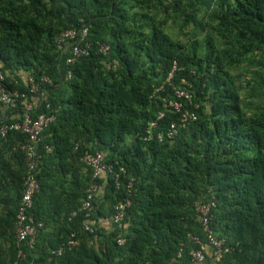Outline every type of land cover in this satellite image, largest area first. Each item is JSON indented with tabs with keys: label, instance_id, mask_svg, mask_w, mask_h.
I'll return each mask as SVG.
<instances>
[{
	"label": "trees",
	"instance_id": "trees-1",
	"mask_svg": "<svg viewBox=\"0 0 264 264\" xmlns=\"http://www.w3.org/2000/svg\"><path fill=\"white\" fill-rule=\"evenodd\" d=\"M82 24L91 54L68 65L58 34ZM0 69L21 91L29 75H49L50 107L34 116H56L37 145L30 214L43 226L33 245L16 237L29 136L0 137V264H189V234L205 238L200 199L215 203L211 227L235 247L219 259L207 251L204 264H264V0H0ZM159 86L162 96L187 88L200 104H185L198 119L172 140L156 137L178 120L161 96L151 99ZM23 111L22 102L7 108L0 126ZM98 150L125 173L118 185L114 173L95 179L98 194L83 210L93 177L82 158ZM125 198L132 204L116 223L114 205ZM73 233L78 244L54 254Z\"/></svg>",
	"mask_w": 264,
	"mask_h": 264
},
{
	"label": "built area",
	"instance_id": "built-area-1",
	"mask_svg": "<svg viewBox=\"0 0 264 264\" xmlns=\"http://www.w3.org/2000/svg\"><path fill=\"white\" fill-rule=\"evenodd\" d=\"M89 34L90 28L86 24L73 26L60 32L58 40L66 45V62L68 64L74 63L79 58L91 54L93 43L88 40ZM96 43L99 52L102 54H109L111 49L110 44L101 41H97ZM176 69L177 65L174 64L169 74L168 82L171 83V78ZM67 76L71 77L72 72L68 70ZM27 84V91L8 88L5 83L4 72L0 69V103L14 110L18 108L20 102H22L24 110L22 119L2 123L0 126V137H6L10 130H18L29 136L28 141L20 147L25 154L27 172L25 176V190L16 216V237L19 242L29 241V244L33 245L34 238L39 229L43 226L42 222L37 221L30 214V209L33 207L34 195L39 190L37 179L39 153L37 151V145L43 138V132L56 119V116L51 112H38V114L34 116V113L43 104L47 108L50 107L47 100V92L49 87L54 86L53 79L49 75H43L38 78L29 75ZM164 90V86L156 87L151 95V99L157 100L161 96L163 106L177 113L178 120L171 122L164 132H156V137L159 141L174 139L179 134L182 127L198 119L197 112L192 108H186L185 104H189L195 108H199L200 106L199 103L194 102L193 93L187 88L172 86V94H167L166 96L160 95ZM165 116L166 110L162 109L157 119L151 121L145 128L143 133L144 140H151L155 136L154 128L159 127V120ZM82 161L91 168L93 177V181L86 190V196L81 206L83 210H88L92 208L93 202L99 191V183L94 180L99 178L104 172L114 173L118 185L120 182V175L121 173H125V168L123 165H120L118 161H106L105 152L102 150L85 154ZM129 186L131 188L132 184H129ZM131 204L132 200L130 198H125L123 201L114 205L115 212L113 220L116 223L122 221L127 208L130 207ZM214 205V202L202 199L195 203L196 221L203 227L205 238L197 234H189V237L194 243V246L189 251V264H204L208 247L213 249L214 255H216L218 259L235 249V247L227 244L225 237H219L211 227V210ZM74 214H76V212H74ZM85 228L89 229V226L86 225ZM74 235L75 233L68 238L67 242H63L52 252L56 255H61L65 250H70L75 247L78 244V240L73 238ZM125 241L124 238L118 239L120 245H123ZM21 253L20 250L19 254ZM178 255L181 256V252H179Z\"/></svg>",
	"mask_w": 264,
	"mask_h": 264
},
{
	"label": "crops",
	"instance_id": "crops-1",
	"mask_svg": "<svg viewBox=\"0 0 264 264\" xmlns=\"http://www.w3.org/2000/svg\"><path fill=\"white\" fill-rule=\"evenodd\" d=\"M6 110H7V107H5V106H3V107L0 108V120H1V118H3L2 116H4V114H6ZM208 251L210 253H212V252L214 253V251H213V249L211 247L210 248L208 247Z\"/></svg>",
	"mask_w": 264,
	"mask_h": 264
},
{
	"label": "rangeland",
	"instance_id": "rangeland-1",
	"mask_svg": "<svg viewBox=\"0 0 264 264\" xmlns=\"http://www.w3.org/2000/svg\"><path fill=\"white\" fill-rule=\"evenodd\" d=\"M166 32H168V33H169V32H170V30L166 29ZM173 33H174V32H173ZM173 33H172V34H173ZM172 34H171V36H173V37H174V34H173V35H172Z\"/></svg>",
	"mask_w": 264,
	"mask_h": 264
},
{
	"label": "clouds",
	"instance_id": "clouds-1",
	"mask_svg": "<svg viewBox=\"0 0 264 264\" xmlns=\"http://www.w3.org/2000/svg\"><path fill=\"white\" fill-rule=\"evenodd\" d=\"M59 34H60V33H59ZM59 34H58V35H59ZM58 41H59V40H58ZM59 42H60V41H59ZM65 58H66V56H65ZM65 63H67V62H66V59H65ZM67 64H68V63H67ZM68 65H69V64H68ZM6 107H7V106H6ZM7 108H9V107H7ZM9 109H10V108H9Z\"/></svg>",
	"mask_w": 264,
	"mask_h": 264
}]
</instances>
